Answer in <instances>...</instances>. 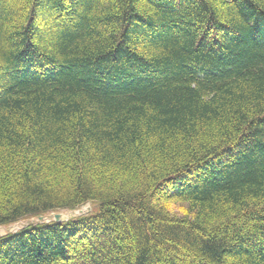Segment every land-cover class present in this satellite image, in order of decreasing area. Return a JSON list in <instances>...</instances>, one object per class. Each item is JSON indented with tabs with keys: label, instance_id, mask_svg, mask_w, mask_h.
<instances>
[{
	"label": "trees",
	"instance_id": "obj_1",
	"mask_svg": "<svg viewBox=\"0 0 264 264\" xmlns=\"http://www.w3.org/2000/svg\"><path fill=\"white\" fill-rule=\"evenodd\" d=\"M0 264H264V0H0Z\"/></svg>",
	"mask_w": 264,
	"mask_h": 264
},
{
	"label": "rangeland",
	"instance_id": "obj_2",
	"mask_svg": "<svg viewBox=\"0 0 264 264\" xmlns=\"http://www.w3.org/2000/svg\"><path fill=\"white\" fill-rule=\"evenodd\" d=\"M91 209H92V204L85 203L82 206L77 207L75 209H60V210H55L49 213L41 214L38 216H26L13 223L0 225V236H3L7 233L16 232L22 228H25L30 225H35L37 223L54 221L55 213H58L61 215L60 221H66L75 216H78L81 214H87L88 212L91 211Z\"/></svg>",
	"mask_w": 264,
	"mask_h": 264
},
{
	"label": "water",
	"instance_id": "obj_3",
	"mask_svg": "<svg viewBox=\"0 0 264 264\" xmlns=\"http://www.w3.org/2000/svg\"><path fill=\"white\" fill-rule=\"evenodd\" d=\"M54 220H55V221H60V214L55 213V214H54Z\"/></svg>",
	"mask_w": 264,
	"mask_h": 264
},
{
	"label": "bare ground",
	"instance_id": "obj_4",
	"mask_svg": "<svg viewBox=\"0 0 264 264\" xmlns=\"http://www.w3.org/2000/svg\"><path fill=\"white\" fill-rule=\"evenodd\" d=\"M61 216V215H60ZM61 222V221H60Z\"/></svg>",
	"mask_w": 264,
	"mask_h": 264
}]
</instances>
